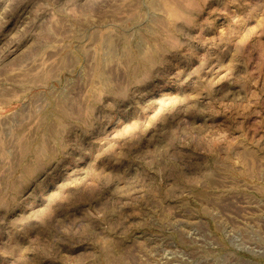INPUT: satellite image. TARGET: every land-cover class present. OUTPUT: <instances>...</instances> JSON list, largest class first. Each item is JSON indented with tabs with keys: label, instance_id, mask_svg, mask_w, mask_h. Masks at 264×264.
Returning <instances> with one entry per match:
<instances>
[{
	"label": "rangeland",
	"instance_id": "1",
	"mask_svg": "<svg viewBox=\"0 0 264 264\" xmlns=\"http://www.w3.org/2000/svg\"><path fill=\"white\" fill-rule=\"evenodd\" d=\"M0 264H264V0H0Z\"/></svg>",
	"mask_w": 264,
	"mask_h": 264
}]
</instances>
